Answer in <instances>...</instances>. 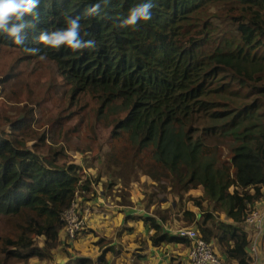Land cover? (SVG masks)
<instances>
[{
  "label": "trees",
  "instance_id": "16d2710c",
  "mask_svg": "<svg viewBox=\"0 0 264 264\" xmlns=\"http://www.w3.org/2000/svg\"><path fill=\"white\" fill-rule=\"evenodd\" d=\"M149 2L150 20L125 23ZM35 3L22 18L21 45L0 33V264L42 257L39 237L46 244L67 241L63 213L75 201L84 205L102 180L111 194L121 179L114 196L125 205L123 185L130 182L124 170L166 181L180 198L201 190L177 201L173 213L154 208L145 217L126 215V228L140 221L154 244L180 243L187 251L217 241L226 264H251L249 232L240 225L264 190V0ZM72 22L78 25L74 42L83 47L53 48L40 40ZM28 73L55 78L28 81ZM17 83L27 101L25 116L4 117ZM34 86L65 95L58 111L32 116L35 107H47L43 95H31ZM80 111V119L69 120ZM83 118L89 141L79 137ZM39 122L42 130L35 127ZM68 141L81 153L103 152L96 171L87 174L74 162ZM104 166L112 179L101 178ZM179 221L193 237L164 232L162 224ZM106 243L99 242L97 263L76 256L62 264H106V254L117 253ZM184 261L169 264H189Z\"/></svg>",
  "mask_w": 264,
  "mask_h": 264
},
{
  "label": "rangeland",
  "instance_id": "374dc122",
  "mask_svg": "<svg viewBox=\"0 0 264 264\" xmlns=\"http://www.w3.org/2000/svg\"><path fill=\"white\" fill-rule=\"evenodd\" d=\"M35 74L28 73V81H31L33 77L38 76L37 73ZM38 77H41L40 79L55 78L49 73H43L42 76ZM13 89L18 92L13 93V100L8 103L2 114L4 117L23 118L26 112L24 106L27 101H25L24 96L19 93V89H21L20 84H15ZM22 92L25 93L26 91L23 90ZM30 93L31 95H43L44 101L47 103V107L43 104L37 108L35 107V110L32 112L34 118H36V116H38L37 118L40 117V110H43L45 113H54L58 111L65 98V95L57 97L51 92L42 93L41 86H34ZM17 97H22L20 102L15 100ZM81 113L82 111L73 114L71 118L69 117V120L74 121L80 119ZM84 121H86L83 125L84 130L83 132L80 131L81 133L79 137L83 141H89L92 138V133L87 126L88 119L83 118L82 123ZM35 127L36 129L42 130V122L36 124ZM46 133H48V131H46ZM33 141L34 139L32 138L27 139L28 144H31ZM65 148L73 157L74 162L82 164L87 174L92 173L95 167H97L96 165L101 163L100 161L103 158V152H98V154H93L92 151L81 153L76 150L75 144L70 141L65 143ZM41 151L44 152L45 149H41ZM107 171L108 168L104 166L101 176L102 179L113 178L110 172L107 174ZM123 173L127 181L130 182L128 185H123L124 189L129 193L125 205L121 206L118 204L116 202L117 197L114 196V191H116L115 188L117 186H122L121 179L116 180L117 184L111 189V194L108 193V182L106 186V180L100 181L95 192L88 197V200H90L89 205H91L93 212L91 220L84 226V230L76 232L73 237H67V241L63 242L61 240V242L57 244H46L44 237H39L35 242L43 253L42 257H30L26 262L21 264H62L65 259L76 256H87L97 263L99 255L102 254V250L99 248V242L103 238L107 239V246H113L117 250V253L109 251L106 254V264H166L173 259L176 262H185L184 260L188 261L187 247H185V245L180 243H161L156 245L149 239L147 227L143 226L140 221L135 220L134 224L139 223L138 226L126 228L128 224L122 223L124 220L123 216L130 215L129 212H131L132 215L137 217H145L149 215V211L154 208L162 210L167 209L173 213L180 207V204L177 201H185V197L190 196L192 193H201V190H192L188 195L185 194L180 198L170 191L169 183L166 181L155 182L151 179L149 180L146 175H142L141 173L129 174L126 170H124ZM135 179L137 180L134 181ZM151 193H153L154 196L150 195ZM158 199L162 200L158 201ZM203 205H211L213 207L214 204L204 202ZM260 206L264 207V190L262 196L254 202L251 208L254 207L255 209ZM127 207L128 210L126 209ZM195 211L198 210L195 208ZM215 214L221 221L227 219L226 214L221 208H215ZM180 226H182L180 221L173 224L171 223L164 229V232L176 237L186 236L182 235V232L187 231L188 229H184ZM245 228L253 234L252 228ZM63 236L64 233L61 237L63 238ZM255 238L256 237H253L252 239L253 245L246 249L248 254H252L254 257L258 255L259 248L261 253H264V232L257 238L256 243L254 242ZM215 246L217 248L219 246L217 241H215ZM188 254L189 256L192 255V251H189ZM191 257L192 256H190V258ZM4 263L9 264L7 262ZM259 264H264V261Z\"/></svg>",
  "mask_w": 264,
  "mask_h": 264
},
{
  "label": "clouds",
  "instance_id": "9594fccd",
  "mask_svg": "<svg viewBox=\"0 0 264 264\" xmlns=\"http://www.w3.org/2000/svg\"><path fill=\"white\" fill-rule=\"evenodd\" d=\"M35 7H36L35 0H0V33L6 32L7 35L11 37H15L14 43L17 45H21L22 41L17 34L19 33L20 29L25 26V23L22 22V18L24 17L25 14L32 13V10ZM152 7L153 5L149 2L147 4H143L141 6L134 8L131 12V15L129 16V19L125 21V23L128 25H135L137 20H143V21L150 20ZM9 25H11V27H9ZM77 28H78L77 23L72 22L68 30L63 32H57L51 37L41 35L40 40L43 41L46 45H50L53 48H58L61 44H66L71 49L76 50L78 48L83 47V45H81L79 42H74L76 41ZM28 51L35 53L36 50L29 49ZM254 207H252L247 212L244 222L240 225V227L241 228L250 227L262 234L264 232V219L261 224V227L248 224L246 221V217L250 213H252L253 211L264 209V207L262 206L255 209ZM167 225L170 224L169 223L162 224L163 229H165ZM249 243L250 244L248 248L252 246L251 241ZM210 247L214 251L212 245ZM215 252L216 251H214V253ZM215 254L223 261L224 264H226L222 259V256L218 255L217 252ZM188 263L190 264V262Z\"/></svg>",
  "mask_w": 264,
  "mask_h": 264
},
{
  "label": "built area",
  "instance_id": "2783aa9c",
  "mask_svg": "<svg viewBox=\"0 0 264 264\" xmlns=\"http://www.w3.org/2000/svg\"><path fill=\"white\" fill-rule=\"evenodd\" d=\"M89 218V209L87 207L85 208L84 206H79L77 202H73L63 215V220L65 222L63 238L73 237L76 232H78L89 222ZM263 219L264 209L253 211L246 217V221L248 224H252L257 227H261ZM182 235L193 237L194 232L188 229L187 231H183ZM191 251V258L188 254L190 264H224L223 261L214 253L212 248L205 241L200 242V245Z\"/></svg>",
  "mask_w": 264,
  "mask_h": 264
},
{
  "label": "crops",
  "instance_id": "0c3cea01",
  "mask_svg": "<svg viewBox=\"0 0 264 264\" xmlns=\"http://www.w3.org/2000/svg\"><path fill=\"white\" fill-rule=\"evenodd\" d=\"M192 191V190H191ZM90 200H88L83 206L86 208L89 209L90 211V218H89V221L91 220V217H92V209H91V205H89ZM192 205V204H191ZM128 210V207L126 208ZM130 215H132L131 212H129ZM126 216V215H125ZM125 216H123V218H126ZM125 220V219H124ZM88 224V223H87ZM248 230V229H247ZM249 232V231H248ZM63 233V231H62ZM249 236H250V241H251V245H253V237H256L254 242L256 243L257 241V238L261 236V233H259L258 231L254 230L253 229V234L249 232ZM212 247L213 249L220 255L222 256L221 254V248L220 246H218V248L215 246V242H213L212 244ZM187 256H188V251H187ZM250 257L252 258V261H251V264H259L260 262L264 261V253H261L260 251V248H259V251H258V255L256 257H254L252 254H250ZM172 261L170 260V262L166 263V264H169L171 263Z\"/></svg>",
  "mask_w": 264,
  "mask_h": 264
}]
</instances>
